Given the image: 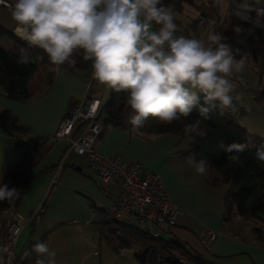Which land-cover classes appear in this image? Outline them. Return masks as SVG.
Wrapping results in <instances>:
<instances>
[{"label":"crops","instance_id":"1","mask_svg":"<svg viewBox=\"0 0 264 264\" xmlns=\"http://www.w3.org/2000/svg\"><path fill=\"white\" fill-rule=\"evenodd\" d=\"M8 1L10 7L0 5V27L18 37L11 16L14 0ZM18 44L9 35L0 33L1 48L16 50L20 48ZM33 79L32 93L26 101L7 97L0 85V116L8 123L6 128L0 126L2 180L23 153L29 156L30 164V177L14 206L22 225L15 244L16 254L29 240L47 233L44 243L56 253L57 264H134L135 245L119 244L113 248L110 244L109 248L99 238L106 224L115 225L109 223L107 209L120 184L112 180L101 183L87 172L85 155L68 149L66 139L54 138L70 107L78 105L87 95L105 99L108 87L93 79L91 61L85 67L62 66L48 84L38 82L37 75ZM237 93L235 90L234 95ZM242 99L238 104L244 113L235 122L237 128L264 137V107L255 103L252 95ZM131 113L130 109L120 125H113L106 123L105 112L99 111L96 121L102 131L93 148L102 155L120 154L159 175L170 198L182 211L175 225L163 231L178 238L189 251L206 255L213 264H264V241L251 228L240 231L244 221L238 216L227 217L225 188L207 183L187 163L188 157H193L191 138L170 131L148 133L134 129L128 123ZM78 132L74 130L72 137ZM40 204L44 205V211L38 219H32ZM8 213L7 209L0 216L1 229L6 227ZM206 228L216 232L208 248L202 242ZM95 250L97 254H93Z\"/></svg>","mask_w":264,"mask_h":264},{"label":"clouds","instance_id":"2","mask_svg":"<svg viewBox=\"0 0 264 264\" xmlns=\"http://www.w3.org/2000/svg\"><path fill=\"white\" fill-rule=\"evenodd\" d=\"M232 2V14L240 19L248 20L255 12L258 25L264 17V0ZM11 16L18 37L47 55L51 72L74 68L82 50L83 59L91 61L93 79L127 93L132 110L128 123L134 129L143 128L149 117L171 124L189 117L197 106L207 120L212 112L223 115L241 100L234 95L232 77L245 70V58L234 59L220 34L208 36L214 47L178 36L172 7L161 0H14ZM30 61L22 50L19 63ZM201 125L200 119L186 124L185 136H206ZM217 147L235 164L241 154L255 149V159L264 163V145L257 146L251 137L227 145L219 141ZM187 163L199 175H207L210 167L205 159L188 157ZM20 196V189L0 183V202L13 203ZM33 251L39 257L35 264H57L56 253L46 243H36Z\"/></svg>","mask_w":264,"mask_h":264},{"label":"trees","instance_id":"3","mask_svg":"<svg viewBox=\"0 0 264 264\" xmlns=\"http://www.w3.org/2000/svg\"><path fill=\"white\" fill-rule=\"evenodd\" d=\"M195 0H161L164 6H171L173 13L180 10L184 3H193ZM216 0H207L203 4L196 5L199 14L203 17H212L218 20L216 12ZM233 2L228 0L227 10L224 19L221 21L220 29L222 31L221 42L224 43L235 38L232 30L226 25L236 26L241 31L251 28L248 36V45L253 51L264 55V17L259 18L258 25L252 22L256 19V13H249V19L244 20L232 14ZM175 23L179 27L176 33L179 35L183 31L181 22L175 17ZM0 33L9 35L19 43L16 50H5L0 47V85L4 94L12 99L26 101L32 93L31 81L34 75H37L38 82L48 84L52 79L53 73L49 71L52 67L47 55L42 49L30 46L26 41L19 39L12 32L0 27ZM30 57L31 61L27 64L19 63L21 51ZM241 57V56H240ZM243 58V57H242ZM77 63L74 68L85 67L89 61L83 59V52L80 50L76 54ZM256 71L259 75V82L256 88L252 90L253 101L264 107V58L256 65ZM34 80V79H33ZM200 104L203 105V94ZM127 93H117L108 88V93L103 100L99 111L103 110L106 114V123L120 125L122 119L130 112V107L126 102ZM244 109L235 103V108L228 109L220 114L219 110L212 112L211 118L204 120L199 115L198 106L194 107L189 117L173 121L171 124L161 123L157 118L149 117L143 128L139 130L148 133L174 132L180 136H185L183 128L186 124L194 122L196 119L202 121V129L206 131L204 137H192L190 150L196 161L205 159L209 168L207 175H202L204 180L215 186H223L224 208L226 215L238 216L242 221L251 220L253 226L251 231L259 240L264 241V163L255 159V149L247 151L240 155V163L235 164L227 159L228 155L222 149L217 147L219 141L225 145L232 142H243L247 137H251L252 142L257 146L264 145V137L250 135L240 128H237L235 122L242 116ZM8 123L0 116V126L6 128ZM29 156L23 153L17 162L7 169L1 183L9 184V187H16L21 190L29 179ZM18 200L12 203L0 202V216L5 210H9V218H6L7 225L14 216V206ZM109 223L115 224L110 227L112 230H120L121 246L135 245L134 256L139 264H183L177 260V256L182 257L185 264H213L206 255H200L189 251L185 244L174 236L152 237L139 226H131L125 222H115L109 220ZM119 226V228H116ZM169 230V229H165ZM47 233L39 236L37 240L31 241L23 247L22 251L15 257L12 264H35L39 258L33 251L36 243L45 242Z\"/></svg>","mask_w":264,"mask_h":264},{"label":"built area","instance_id":"4","mask_svg":"<svg viewBox=\"0 0 264 264\" xmlns=\"http://www.w3.org/2000/svg\"><path fill=\"white\" fill-rule=\"evenodd\" d=\"M0 5L10 7L8 0H0ZM103 100L87 95L78 105L70 107L58 124L54 138L66 139L68 149L78 155H85L88 158L87 172L101 183L112 180L120 184L119 192L107 209L111 220L136 223L152 237H158L161 231L175 225L176 217L182 211L172 201L156 172L145 169L140 163L125 159L120 154L102 155L94 150V142L102 131L96 120ZM74 130L79 132L72 137ZM11 206L12 203L8 208ZM43 211L44 205L40 204L31 218L38 219ZM21 228V217L17 213H14L4 229L0 228L1 264H12L17 256L15 244ZM203 235L202 242L208 248L216 232L206 228ZM93 254H97V250ZM177 260L186 263L182 257L177 256Z\"/></svg>","mask_w":264,"mask_h":264},{"label":"rangeland","instance_id":"5","mask_svg":"<svg viewBox=\"0 0 264 264\" xmlns=\"http://www.w3.org/2000/svg\"><path fill=\"white\" fill-rule=\"evenodd\" d=\"M204 1L207 0H195L193 3H184L180 10L174 12V15L183 26V31L180 32L179 35H184L188 38L200 39L206 43V46L214 47V45H211V42L208 41V36L210 34H220L222 36L220 25L226 14L228 0H219V3L216 2L218 20H215L212 17H203L199 14L196 5L203 4ZM255 21L257 20L252 19L253 23H255ZM258 23L260 22L258 21ZM226 26L229 30H232L236 36L235 38L224 42V44L230 46L231 54L233 55L234 59L239 60L243 57L246 61L245 70L242 73L236 74L232 77L233 82L236 85V90L238 91L237 94H239L241 97V100L239 101L241 103L243 101L242 96L249 97L252 95V90L258 85L259 75L256 71V65L262 60V58H264V55L259 52L255 53L253 48L249 47L247 40L251 31L250 27L241 31L236 26ZM220 190L223 191V188L221 187ZM6 218H9V213L7 214ZM128 224L138 227L136 223ZM253 225L254 224L251 220H246L242 222L239 230L243 232L246 229H250ZM108 227H112V225L106 224L104 233L99 234V238L105 247H119V244L122 243V241H120L121 231L112 229L108 230ZM116 228H119V226H116ZM104 234H107V238L104 237ZM161 234L162 237L168 236V233L165 231H161ZM134 264L139 263L137 260H134Z\"/></svg>","mask_w":264,"mask_h":264}]
</instances>
